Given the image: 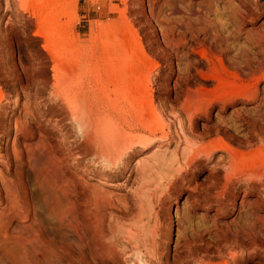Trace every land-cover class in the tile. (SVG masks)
<instances>
[{"label": "rangeland", "instance_id": "374dc122", "mask_svg": "<svg viewBox=\"0 0 264 264\" xmlns=\"http://www.w3.org/2000/svg\"><path fill=\"white\" fill-rule=\"evenodd\" d=\"M61 79L86 119L188 110L201 130L245 148L252 133L264 137V0H0V168L9 152L15 180L0 191V217L22 227L19 264H264V182L235 189L205 167L157 184L185 144H138L114 168L91 130L78 165L72 157L61 167L57 151L49 175L42 161L21 164L17 142L27 152L48 133L26 139L16 125ZM43 185L60 199L63 259L37 236Z\"/></svg>", "mask_w": 264, "mask_h": 264}, {"label": "bare ground", "instance_id": "6f19581e", "mask_svg": "<svg viewBox=\"0 0 264 264\" xmlns=\"http://www.w3.org/2000/svg\"><path fill=\"white\" fill-rule=\"evenodd\" d=\"M70 74L69 70L64 69ZM86 108L81 106L79 95L69 81L57 80L50 93V97L43 107L36 108L32 105L27 107L23 115V122L16 125V135H24L27 138L37 133L38 127L44 129L48 136L43 145H36L26 152L24 142H17L15 155L21 164L24 157L30 162L42 161V172L49 175V164L53 151L60 153L59 165L67 168L64 163L67 159L75 157V164L78 165L81 154L84 151L85 142L89 139V132L92 130L96 140L99 142V159L108 167H121L129 162L134 155L135 147L138 144L150 145L155 141H165L167 144H185V147L175 151V159L179 166L176 170H168L162 175L157 184H170L178 181L192 168L209 167L217 173L224 171L225 183L238 188L241 183L254 188L256 184L264 182V137L252 133L245 143V148H236L229 145L223 138L214 137L215 129L208 127L199 128V114L190 113L184 110L175 116H162L158 114L136 113L134 115L110 114L99 116L96 120L85 118ZM206 118L209 115L206 114ZM245 121L246 118H240ZM225 121L224 118L219 119ZM6 121V119H5ZM54 122V123H53ZM44 127V128H43ZM12 126H10V130ZM219 132V129H217ZM58 142V146L50 144ZM258 144H256L255 142ZM8 161L0 168L2 185L14 184L10 178L13 161L8 152ZM211 164V165H210ZM153 168L150 169L153 170ZM148 172V171H145ZM45 187V189H43ZM46 208L42 212L41 220L38 223L37 236L42 241V250L56 252V255L63 259L68 256L67 232L63 224L62 213L57 212L56 205H60L59 197H53L54 189L45 185ZM30 212L27 218L30 219ZM15 216L0 217V264H19L21 251L18 248L22 237V227L14 225ZM50 229V231H48ZM56 230V232H53ZM58 232V233H57ZM60 235V239L56 235ZM99 242V241H98ZM147 251H153L155 246L145 247ZM143 252V251H141ZM143 264H156L150 257H139ZM133 264H139L137 261Z\"/></svg>", "mask_w": 264, "mask_h": 264}]
</instances>
